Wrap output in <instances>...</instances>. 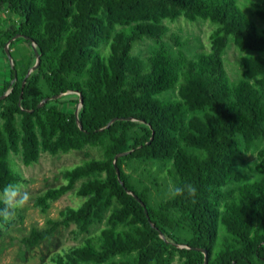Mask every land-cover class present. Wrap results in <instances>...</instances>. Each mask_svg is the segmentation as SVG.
Segmentation results:
<instances>
[{"label":"trees","instance_id":"16d2710c","mask_svg":"<svg viewBox=\"0 0 264 264\" xmlns=\"http://www.w3.org/2000/svg\"><path fill=\"white\" fill-rule=\"evenodd\" d=\"M253 13L261 27L237 0H0V54L9 73L0 84V97L7 92L0 100V192L24 181L10 160L19 150L25 167L41 150L101 152L65 169V183L35 199L45 211L84 180L76 190L82 204L31 228L20 239L24 248L71 224L87 234L104 220L51 264H203L194 248L207 251V264H264V178L245 181L239 167L241 154L254 149V170L264 175V0ZM179 19L213 26L210 52L181 50L163 24ZM17 34L25 38L9 44L11 66L4 45ZM29 40L38 65L21 88L36 63ZM142 40L157 44L145 58L133 55ZM228 42L244 53L237 81L221 57ZM175 90L176 97L166 95ZM67 93L74 99L52 100ZM80 98L81 129L74 116ZM114 118L125 120L105 128ZM152 164L158 171L168 164L166 177ZM17 212L0 199V224Z\"/></svg>","mask_w":264,"mask_h":264},{"label":"rangeland","instance_id":"374dc122","mask_svg":"<svg viewBox=\"0 0 264 264\" xmlns=\"http://www.w3.org/2000/svg\"><path fill=\"white\" fill-rule=\"evenodd\" d=\"M258 1L259 0H237L243 12L261 27L263 21L253 13V4ZM6 16V14L2 15V18L7 20ZM163 24L168 28L169 33L176 34L180 38V41L184 45L181 47V50L186 55L194 56L199 52H210L209 36L214 28L208 22L198 20L194 23H188L183 19H179L173 23L165 21ZM2 26L4 27V25ZM164 45L173 51H176L178 48L168 40H164ZM155 48H157L155 42L151 40H142L135 46L133 55L145 58ZM242 56H244V53L239 52L231 42H228L221 57L225 70L232 81H237L241 77L242 68L240 66V59ZM2 75V68H0V76ZM166 95L176 97L177 91L175 90ZM59 98L64 102L74 99V96L71 93H67L61 95ZM15 125L19 130V117L16 118ZM100 157L101 152L92 147H86L79 152H70L55 156L49 155L41 150L38 162L32 166L25 167L21 162L20 150L17 154L12 153L10 155L12 169L20 174L24 181L15 189V196L11 197L8 201V203L17 207V215L5 224H0V264H51V257L56 253H62V251L67 252L77 247L87 236L97 234L99 229L106 226L104 220L99 223L95 222L91 225L87 234H82L78 232L74 224H71L67 228L59 229L52 238L33 249L24 248L20 242V239L25 236L31 228H42L46 220L57 219L59 213L64 209L68 207L76 208L82 204L83 198L76 195V190L82 185L84 180L78 181L72 191L52 202L47 210L43 211L33 206L35 199L43 192L65 183L63 177L65 169L81 164L87 159ZM257 159V151L254 149L241 154L239 167L245 181H254L264 178V175L254 170V166L258 161ZM167 167L168 164H164L161 166V170L158 171V167L152 164L151 171L156 172L158 177H166ZM25 194L28 195V200L23 203H18ZM0 199L5 201L1 192ZM172 264H181V262L178 258H175Z\"/></svg>","mask_w":264,"mask_h":264},{"label":"water","instance_id":"95a60500","mask_svg":"<svg viewBox=\"0 0 264 264\" xmlns=\"http://www.w3.org/2000/svg\"><path fill=\"white\" fill-rule=\"evenodd\" d=\"M17 38H25V37H23V36L20 35V34H17V35H15L12 39L8 40V41L5 43V45H4V53H5V55H6L7 59H8V61H9V64H10L11 66H12V58H11V54H10V51H9L8 47H9V44H10L13 40H15V39H17ZM29 42H30L31 47H32V49H33V52H34V54H35V56H36V63H35V64H34V65L28 70V72H27V74H26V77H25V79L23 80V82H22V84H21V88H23L26 78L30 75L31 72L35 71V69H36V67H37V65H38V53H37V51H36V49H35L34 44L32 43V41L29 40ZM15 78H16V75L14 74V79H15ZM10 84H12V82H11ZM6 95H7V93L4 94V95H2V96L0 97V100H3V99L6 97ZM60 96H61V95L53 96V97H52V100H55V99L59 98ZM48 100H49V98L44 99V100L38 105V107H41V106H42L45 102H47ZM81 104H82V98H80L79 104L76 106L75 111H74V116H75L76 124L78 125L79 129H81V126H80V123H79V121H78V116H77V114H78V109H79V107L81 106ZM117 120H125V119H123V118H114V119H112V120L109 121V123L106 125L105 128H108L113 122H115V121H117ZM123 155H124V154H123ZM120 156H122V155H118V156H116L115 159H116L117 157H120ZM115 171H116V174H117L118 181H119L120 185L124 187L123 183L119 180V172H118V170H117L116 167H115ZM127 193L130 194V195H132V196L134 197V199H135V200H136V201H137V202L143 207V209H144V213H145V215H146V217H147V219H148L147 211H146L144 205L142 204V202L137 198V196L133 195L130 191H127ZM148 221H149V219H148ZM194 250L199 251V252H201V253L203 254V256H204L203 264H207V261H208V254H207V251H206L205 249H200V248H194Z\"/></svg>","mask_w":264,"mask_h":264},{"label":"clouds","instance_id":"9594fccd","mask_svg":"<svg viewBox=\"0 0 264 264\" xmlns=\"http://www.w3.org/2000/svg\"><path fill=\"white\" fill-rule=\"evenodd\" d=\"M177 192H179V189H177ZM15 196V190L14 186L9 185L7 188L4 189L3 197L5 198V201L8 202L11 197ZM28 200V195L25 194L21 201L18 203H23L24 201ZM3 215L8 216L9 212L7 210L4 211Z\"/></svg>","mask_w":264,"mask_h":264},{"label":"crops","instance_id":"0c3cea01","mask_svg":"<svg viewBox=\"0 0 264 264\" xmlns=\"http://www.w3.org/2000/svg\"><path fill=\"white\" fill-rule=\"evenodd\" d=\"M9 62V61H8ZM0 68H2V73L3 75L0 76L1 80H0V83L4 80V78H6L8 76V71H7V65H6V62L4 61V59L1 57V54H0Z\"/></svg>","mask_w":264,"mask_h":264}]
</instances>
